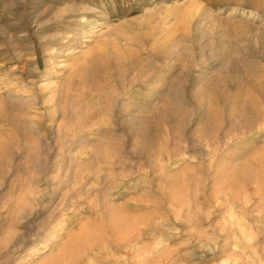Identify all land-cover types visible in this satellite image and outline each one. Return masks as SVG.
<instances>
[{
	"label": "rangeland",
	"instance_id": "1",
	"mask_svg": "<svg viewBox=\"0 0 264 264\" xmlns=\"http://www.w3.org/2000/svg\"><path fill=\"white\" fill-rule=\"evenodd\" d=\"M234 1L0 0V264H264V0Z\"/></svg>",
	"mask_w": 264,
	"mask_h": 264
},
{
	"label": "bare ground",
	"instance_id": "2",
	"mask_svg": "<svg viewBox=\"0 0 264 264\" xmlns=\"http://www.w3.org/2000/svg\"><path fill=\"white\" fill-rule=\"evenodd\" d=\"M234 2L240 3L239 0H235ZM241 4L249 5L248 2L247 3H241ZM240 34H241V32H240ZM124 57H126L127 60L129 59L127 54L126 55H120L117 58V61L113 62V64H114L113 71H107L108 63L105 62L102 65H100V67L97 69V71L89 72V73L86 72V74H82L81 75L82 76V83L86 84V85H90V83H93L96 78L110 77L111 74L116 73L118 71H124L125 73H131V71H132L131 69L134 68V66H133L134 63L129 61V60L128 61L126 60L127 62L125 63L123 61ZM259 70L261 72L257 74V77H255V81L252 83L251 88L245 92L246 96H245V100H244L245 103L243 106L246 113L251 112L256 117L264 115L262 113V111H264V70L262 71V66H260ZM240 92H241V90H239V89L236 90L235 93L232 95V100H235L240 95ZM219 96L221 98H224L225 93H219V94L214 93V95L211 96L212 102L215 103V101L217 100V98ZM211 110L213 112H217L218 109L213 104L211 107ZM231 110L232 111L235 110L234 106L231 107ZM0 115H2V112H0Z\"/></svg>",
	"mask_w": 264,
	"mask_h": 264
}]
</instances>
